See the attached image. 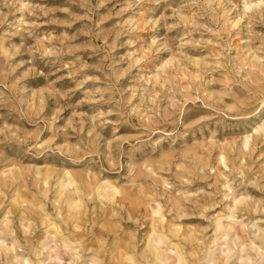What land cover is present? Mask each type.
Returning a JSON list of instances; mask_svg holds the SVG:
<instances>
[{
	"label": "rangeland",
	"instance_id": "obj_1",
	"mask_svg": "<svg viewBox=\"0 0 264 264\" xmlns=\"http://www.w3.org/2000/svg\"><path fill=\"white\" fill-rule=\"evenodd\" d=\"M263 101L264 0H0V264H264Z\"/></svg>",
	"mask_w": 264,
	"mask_h": 264
},
{
	"label": "bare ground",
	"instance_id": "obj_2",
	"mask_svg": "<svg viewBox=\"0 0 264 264\" xmlns=\"http://www.w3.org/2000/svg\"><path fill=\"white\" fill-rule=\"evenodd\" d=\"M262 108H263V113H264V101H263V104H262ZM264 115V114H263ZM155 250H157V249H155ZM156 252V251H155ZM157 254V253H156ZM182 259V258H181Z\"/></svg>",
	"mask_w": 264,
	"mask_h": 264
}]
</instances>
